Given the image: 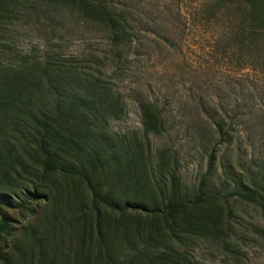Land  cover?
Listing matches in <instances>:
<instances>
[{"label": "rangeland", "instance_id": "rangeland-1", "mask_svg": "<svg viewBox=\"0 0 264 264\" xmlns=\"http://www.w3.org/2000/svg\"><path fill=\"white\" fill-rule=\"evenodd\" d=\"M139 1L142 12L157 17L164 11L170 16L167 39L148 35L150 47L133 54L123 72L111 76L122 110L110 121L109 130L127 141L141 139L139 91L160 108L171 110L170 130L162 137L149 136L146 163L138 164L142 177L125 178L122 165L116 173L105 176L96 172L92 177L97 191L119 205H149L154 201L160 205L168 196L171 177L191 194L205 175L208 151L187 130L193 118L203 127H211L209 116L197 117L194 111L201 94L218 103L227 112V120L236 124L237 139L228 153L224 154L225 147H221L217 156L220 162L235 160L239 155L249 161L256 157L250 145L264 147V73L242 68L241 60L216 42L213 31L228 24L236 26L238 18L203 22L208 0L194 1L195 16L201 18L196 25L184 18L191 0ZM25 4L29 7L30 2ZM161 26L160 22L158 32H162ZM52 27L56 28L53 33L45 19L20 16L9 44L0 47L1 59L22 61L47 53L81 58L93 53L103 56L109 50L104 33L80 22L74 14L67 13ZM260 41L264 44V37ZM108 74L112 75L111 70ZM29 144L20 129H13L7 121L0 124V202L11 205H1L8 229L0 234V264H111V259L118 263L128 254L131 250L127 248L134 243L151 250L173 243L166 226L177 218L153 216L144 209L112 211L94 204L86 184L78 177L55 172L38 178L39 165L30 160L33 152ZM237 144H242L239 151L235 150ZM164 146L174 154L159 150ZM23 165H27V172ZM221 173L217 166L212 186L225 193L219 181ZM26 189L31 196L23 194ZM187 212L206 215L208 228L225 241L222 244L191 237L173 245L190 259L200 264H264V212L259 208L230 198L227 202L211 200ZM229 216L232 230L225 233Z\"/></svg>", "mask_w": 264, "mask_h": 264}, {"label": "trees", "instance_id": "trees-1", "mask_svg": "<svg viewBox=\"0 0 264 264\" xmlns=\"http://www.w3.org/2000/svg\"><path fill=\"white\" fill-rule=\"evenodd\" d=\"M191 1L184 10V18L196 25L201 18L195 16L196 0ZM28 2L29 7L25 4ZM206 3L208 9L203 22L212 24L221 18H238L236 26L228 24L213 31L216 42L241 60L242 68L264 73V44L260 41L264 37V0H208ZM140 6L139 0H0V47L9 44L14 23L20 16L34 17L36 21L45 19L47 26L53 28H49V32L53 33L56 28L52 26L70 13L80 22L103 32L109 48L103 56L93 53L81 58L58 53L27 57L22 61H3L0 57V124L7 121L28 138L33 152L30 160L39 165L35 173L38 178L55 172L78 177L86 184L94 204L112 211L144 209L153 216L166 214L173 220L177 218L174 224L166 226L173 243L155 250L134 243L127 248L131 250L128 254L120 257L118 263L111 259V264H200L173 245L191 237L222 244L225 241L208 228L210 222L205 219L206 215L187 212L188 209L196 210L215 199L227 202L233 198L264 212V147L257 148L256 153L257 149L250 145L256 157L249 161L247 156L239 155L235 160L220 162L217 156L221 147H225L226 154L237 139L236 124L227 120V112L218 103H211L207 95L201 94L194 111L197 117L209 116L211 127H203L194 118L187 126L208 151L205 175L191 194L183 191L174 177H171L168 196L160 205L155 201L149 205L129 202L119 205L97 191L92 177L96 172L116 173L122 165L125 178L142 177L138 164L146 163L144 152L150 151L149 136L162 137L170 130L171 110L160 108L140 91L141 139L127 141L109 130L110 121L122 110L121 97L113 91L111 78L123 72L129 57L150 47L146 42L149 36L167 39L165 30L170 16L163 11L156 17L152 12H142ZM160 22L162 32L156 30ZM109 70L112 75L108 74ZM166 98L164 96L163 100ZM241 147L242 144H237L235 150ZM159 150L174 154L168 146ZM23 166L27 172V165ZM217 166L222 170L219 181L225 193L212 186ZM24 192L29 194L28 189ZM25 201L27 199L22 205ZM1 205L11 207L10 203L0 202V234L8 229ZM228 230H232L230 216L225 233Z\"/></svg>", "mask_w": 264, "mask_h": 264}]
</instances>
